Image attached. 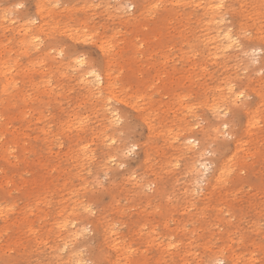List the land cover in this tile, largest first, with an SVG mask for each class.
Masks as SVG:
<instances>
[{
	"label": "rangeland",
	"instance_id": "obj_1",
	"mask_svg": "<svg viewBox=\"0 0 264 264\" xmlns=\"http://www.w3.org/2000/svg\"><path fill=\"white\" fill-rule=\"evenodd\" d=\"M255 1L0 0V264H264ZM212 6L240 48L206 43Z\"/></svg>",
	"mask_w": 264,
	"mask_h": 264
},
{
	"label": "bare ground",
	"instance_id": "obj_2",
	"mask_svg": "<svg viewBox=\"0 0 264 264\" xmlns=\"http://www.w3.org/2000/svg\"><path fill=\"white\" fill-rule=\"evenodd\" d=\"M254 1V0H253ZM257 3L259 0H256ZM255 1V2H256ZM260 3V2H259ZM220 8L219 7H214L213 6L211 7V10L212 12H214L216 14V16L212 15L211 16V20L210 21H214L217 19V21L219 22L218 26L215 27V30H214V35L213 37H208L207 40H206V43H212V44H216V46L214 47L215 51H224L225 49L227 50H233L235 48L238 49V47L240 46L238 44L239 42V33L237 34H234L232 32L229 31V29L227 28H224L222 30V27H221V22L223 20V14L220 13V11H217L219 10ZM30 32V30H27L25 29L24 30V34H28ZM240 48V47H239ZM258 52V51H257ZM242 55H245V54H248V51L247 50H242ZM255 61V60H254ZM78 66H83L84 63L82 61V59L78 58L76 60ZM93 73H95V75H93ZM85 75H89L91 77V82L86 85L88 86V88L91 90V87H93L94 89H96V94H100L104 89H105V85L107 87V89L109 88V84L107 83L106 84V80H104L105 78L98 75L95 71L93 70H90V71H86L82 74L81 77L85 76ZM97 77H99V79H97ZM226 92L224 93L223 97L225 99V103H226V107L225 109H228L229 106H235L237 109L239 108L238 107V100H239V95H240V92H236L234 90V88H232V85L230 83L226 84ZM215 112V110L217 111L216 108L213 109ZM219 110V108H218ZM220 111V110H219ZM218 112V111H217ZM222 112V111H221ZM219 114V113H218ZM116 122H118L119 120L118 119H114ZM222 128H223V125H222ZM220 134V125L219 126H216L212 129V135L218 137V135ZM186 143L188 144V147L186 149L187 152H192L193 149H192V144L196 145V142L195 140H193L191 137H188L186 139ZM192 145V146H191ZM194 148V147H193ZM199 155L201 156V149H200V152H199ZM199 157H197L195 159V161H193V164H195V162L197 164H195V167L198 168V166L200 167V170H201V173H200V182H203L204 178L206 177V175H208L209 173L207 172L210 167L208 168V164H210L208 162L205 163L203 162V160L201 159H198ZM212 164V163H211ZM229 166H227L226 163H221V165H218L217 168L215 169L214 173L211 175L212 176V179L214 181H218L220 178L226 176L227 172H229ZM212 168V167H211ZM228 168V169H226ZM208 173V174H207ZM74 236H77L76 234ZM117 245V244H116ZM65 249V248H64ZM221 260H224L225 258L223 256H220ZM215 260H218L217 258H215ZM71 263V264H79L80 263V258H76L74 259V261L71 262V260L68 262V264Z\"/></svg>",
	"mask_w": 264,
	"mask_h": 264
},
{
	"label": "snow or ice",
	"instance_id": "obj_3",
	"mask_svg": "<svg viewBox=\"0 0 264 264\" xmlns=\"http://www.w3.org/2000/svg\"><path fill=\"white\" fill-rule=\"evenodd\" d=\"M17 7L22 8V7H24V5L18 4ZM93 75H95V73H93ZM97 79H99V77H97ZM243 95H244L243 93H240V96H243ZM225 116L228 117L234 125L237 121L239 113H231V114L225 113ZM230 127H231V125L229 124L228 120H225L223 122V133H224L225 139H231V137L228 136V131L230 130ZM217 264H224V262L223 261H217Z\"/></svg>",
	"mask_w": 264,
	"mask_h": 264
}]
</instances>
